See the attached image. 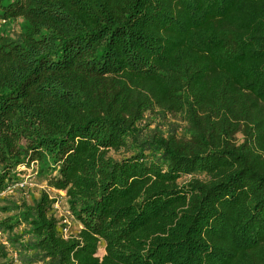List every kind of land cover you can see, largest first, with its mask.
I'll return each instance as SVG.
<instances>
[{"label": "trees", "instance_id": "trees-1", "mask_svg": "<svg viewBox=\"0 0 264 264\" xmlns=\"http://www.w3.org/2000/svg\"><path fill=\"white\" fill-rule=\"evenodd\" d=\"M17 20L0 25V193L36 161L81 226L64 238L47 193L8 202L20 264H264V0H0ZM150 112L184 137L145 133Z\"/></svg>", "mask_w": 264, "mask_h": 264}, {"label": "rangeland", "instance_id": "rangeland-1", "mask_svg": "<svg viewBox=\"0 0 264 264\" xmlns=\"http://www.w3.org/2000/svg\"><path fill=\"white\" fill-rule=\"evenodd\" d=\"M2 29L8 31L10 35L15 37L20 33L24 27L22 20H17L10 23L1 22ZM169 123H172L173 129L176 132L178 138L184 137L185 123L180 116H168L166 120H163L156 112L147 113L144 121L140 125L143 131L146 133L158 129L162 134L167 135L169 133ZM243 138L240 134L236 136V143L240 144ZM24 145V144H22ZM23 147V146H21ZM109 156L115 160H121L130 156V152L121 150L119 152L111 151ZM29 163V162H28ZM50 170L46 169L43 173H39V163L30 162L27 164L19 165L13 172L11 182H6L5 189L0 193V209L7 207V203L14 201L21 203L26 201L28 204H32L34 200H37L42 193H47L51 198L55 200V204L52 208L53 216L58 221L59 232L61 235L68 239L75 237L81 230V226L71 216L65 194L60 191H55L49 188L46 184V177L50 174ZM189 180V177H183L179 183H184ZM12 215V212L3 213L0 211V221L7 216ZM24 225L18 228V233L21 232ZM6 234L0 233V244L5 246L7 251V258L0 260L1 264L9 263L20 264L17 259V253L14 248L7 242ZM105 254L103 243L99 246L97 257L101 258Z\"/></svg>", "mask_w": 264, "mask_h": 264}, {"label": "built area", "instance_id": "built-area-1", "mask_svg": "<svg viewBox=\"0 0 264 264\" xmlns=\"http://www.w3.org/2000/svg\"><path fill=\"white\" fill-rule=\"evenodd\" d=\"M4 22V21H3Z\"/></svg>", "mask_w": 264, "mask_h": 264}]
</instances>
